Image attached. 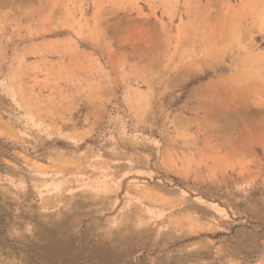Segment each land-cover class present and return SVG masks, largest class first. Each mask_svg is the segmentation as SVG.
<instances>
[{
    "label": "rangeland",
    "instance_id": "374dc122",
    "mask_svg": "<svg viewBox=\"0 0 264 264\" xmlns=\"http://www.w3.org/2000/svg\"><path fill=\"white\" fill-rule=\"evenodd\" d=\"M0 264H264V0H0Z\"/></svg>",
    "mask_w": 264,
    "mask_h": 264
}]
</instances>
